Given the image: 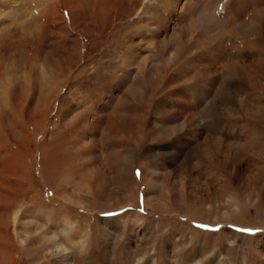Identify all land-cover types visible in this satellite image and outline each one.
I'll list each match as a JSON object with an SVG mask.
<instances>
[{
    "label": "rangeland",
    "instance_id": "1",
    "mask_svg": "<svg viewBox=\"0 0 264 264\" xmlns=\"http://www.w3.org/2000/svg\"><path fill=\"white\" fill-rule=\"evenodd\" d=\"M0 130V264H264V0H0Z\"/></svg>",
    "mask_w": 264,
    "mask_h": 264
},
{
    "label": "bare ground",
    "instance_id": "2",
    "mask_svg": "<svg viewBox=\"0 0 264 264\" xmlns=\"http://www.w3.org/2000/svg\"><path fill=\"white\" fill-rule=\"evenodd\" d=\"M46 77L48 78L47 79V81L50 83L48 86H49V90H51L52 91V82H51V79L48 77V75L46 74ZM55 83V82H54ZM57 86V85H56ZM27 95V94H26ZM207 99V98H206ZM21 124V123H20ZM23 125V124H22ZM1 131V130H0ZM3 133H5V132H3ZM7 140V139H6ZM8 141V140H7ZM6 143V142H5ZM10 146V145H9ZM12 151H14L13 149H12ZM17 152V151H16ZM21 152V151H20ZM19 158V157H18ZM20 159V158H19ZM22 159V158H21ZM9 160H10V162L11 163H16L17 162V159H16V156H12V157H10L9 158ZM21 164V163H20ZM27 166V165H26ZM27 168V167H26ZM148 170V169H147ZM25 171V170H24ZM25 174H26V171H25ZM26 179H27V181L29 182V174L27 173L26 174ZM144 178V177H143ZM146 181H148V180H146ZM150 185H151V183H150ZM208 208V207H207ZM209 209V211H212V208L210 207V208H208ZM19 223V216H18V213L17 214H15L14 216H13V221H12V225L14 226V228H15V226H17V224ZM109 225V224H108ZM12 230H14V229H12ZM51 243H52V245L54 246V248H55V250L56 251H60V250H63L64 248H63V246L60 244V242L59 241H57V240H55L54 238H52L51 240ZM67 253V252H66ZM153 264H154V261H153Z\"/></svg>",
    "mask_w": 264,
    "mask_h": 264
},
{
    "label": "snow or ice",
    "instance_id": "3",
    "mask_svg": "<svg viewBox=\"0 0 264 264\" xmlns=\"http://www.w3.org/2000/svg\"><path fill=\"white\" fill-rule=\"evenodd\" d=\"M244 231H251V230H244Z\"/></svg>",
    "mask_w": 264,
    "mask_h": 264
}]
</instances>
